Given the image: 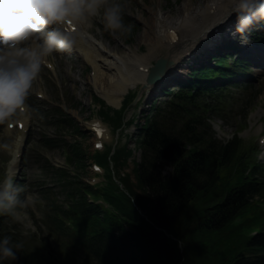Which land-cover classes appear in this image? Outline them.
Segmentation results:
<instances>
[{"label": "trees", "instance_id": "obj_1", "mask_svg": "<svg viewBox=\"0 0 264 264\" xmlns=\"http://www.w3.org/2000/svg\"><path fill=\"white\" fill-rule=\"evenodd\" d=\"M96 74L99 84L108 78L100 68ZM130 88L111 86L122 97ZM196 100L193 92L178 93L146 131L136 168L141 194L124 179L135 203L109 189L104 196L116 211H104L84 195L89 186L60 173L73 201L65 214L78 223L73 236L79 243L68 246L58 264H264V173L248 172L238 141L222 145L199 129L195 109L209 107ZM73 147L69 161L87 166L80 146ZM129 154L123 148L117 160L123 163ZM108 157L107 151L96 158L107 164Z\"/></svg>", "mask_w": 264, "mask_h": 264}, {"label": "rangeland", "instance_id": "obj_2", "mask_svg": "<svg viewBox=\"0 0 264 264\" xmlns=\"http://www.w3.org/2000/svg\"><path fill=\"white\" fill-rule=\"evenodd\" d=\"M189 1L190 0H120L123 4L124 18H126L127 21L124 20L125 25L127 26L125 29L117 30L113 33L104 28L102 22L98 18L90 28H87L90 33H93L98 39H100V41H102L96 44V38L94 39L92 38V35H89L91 38L88 39V51L82 53V55L91 63L90 67L86 60L81 56H78L77 52H74L68 54L65 60L58 62L59 66H57L56 75L44 72L34 81L31 93L28 97V99H33L31 101L33 106L38 101L35 97L34 91L35 93L42 91L49 98V101L46 103L63 107L68 111L70 116L79 122L82 129L87 131L86 137L82 138L77 136L75 132L56 129L55 126L50 125L49 120L45 119L43 111L47 110L46 106L48 105L41 103L40 106L39 104H36V110L32 108L33 112L30 113L29 118L31 119L34 132L27 146V153L23 161L21 174L23 181H25L27 185V189L31 188L29 191L39 193L43 202L45 201L44 196H46L51 199H56L59 204H63L67 201V189L62 188L59 179L49 170L44 161V158L46 157L48 161L50 160L56 165H64L65 148H61V146L54 150L44 148L40 142L41 139H43V137H54L57 140L64 139L65 143H70L71 145L76 143V141H79L77 144L82 147L85 157L88 156L89 153H93V144L94 141H96V136L93 132L87 130V128L90 127V123L99 119V116L96 114L95 109L98 107L92 102V95L95 94L106 100V102L108 100L113 105H119L123 100V97L113 94L111 90L112 85H115V87L119 85L122 87L132 86L129 91H134L139 88L140 85L137 84H145L146 82L148 76L147 72L152 66L151 62L155 63L156 58L161 55L168 53L173 54L169 57L173 58L175 56V60H177V63L179 64L181 59L185 56L179 57L181 54H179L178 51L175 50L176 52L174 51V53L170 48L165 46L158 47L159 49L156 48V50H150L151 45L149 40L151 39V36H145V32L150 31L149 28L154 24V18L156 15H162L164 13L175 19L180 15L184 3ZM204 2L205 0L190 1L195 9L200 7V5L202 6ZM233 19H235V15L224 23H221V21L213 23V25L209 26L202 35L191 40V44L194 43L192 46L196 43L201 47L210 44L206 42L205 39H203L205 40L203 41L200 40V38H206L207 35L213 33L215 28L221 29L228 25ZM129 20H134L137 25L127 24ZM207 31H210V33L207 34ZM179 43L178 40H175V45L179 46ZM191 44L188 47H190ZM130 50H135L143 56L149 55L150 51L152 53L149 57V65L145 70L146 75L141 76L139 72L134 71V74H132L134 79L130 80L131 82H126L123 81L124 78L122 74L116 71L113 67H110V64L114 62L112 54L115 53L116 55L122 56ZM97 68L103 70V73L106 72L108 76L107 80L102 81L101 84L98 83L95 74H93ZM251 69V76L254 78L252 80V83L254 84V87L251 89L252 92H239L236 91L237 88H233V93L239 95H235L234 98H231L230 102L226 103L230 113L227 116L220 117L215 115L211 118V124L216 132V137L222 141L232 139L234 134H236L242 126H245V130L240 133V136L248 141L256 138V143H258L259 138L264 134V71L255 67H252ZM93 76L95 84L91 83ZM56 85L61 87L58 95H55L56 88L54 86ZM69 87L72 90V97H74V99H68L67 97L65 99V91H67ZM144 107H146V104H144ZM134 114H137L138 118H140L142 112L132 107L127 113L126 120H129ZM2 127L3 129H1ZM4 129L5 125L3 126L2 124L0 126V134L2 137L6 138L7 136L3 133ZM136 133L137 130L134 128V125L128 127L126 130V134H128L129 137H123V142L128 140V146L135 151L126 167H120L117 170L118 177L125 173H129L133 183L136 182L134 173V168L136 166L135 163L139 162L141 158V151L135 149L134 138L136 137ZM112 138L115 139L113 134ZM112 138L108 139L104 137L103 140L110 143ZM6 161L7 157L0 154V174L4 172V169L8 165ZM77 168L80 174L79 179L82 181L94 182V180L100 181L102 179L95 175L96 172L92 170L91 165L87 168H84L83 166ZM42 188H48L51 190L43 191ZM138 192L141 193L140 190H138ZM36 208L38 211H43L38 203ZM144 215H146L145 212ZM25 228L34 231L37 227H35L33 220V225Z\"/></svg>", "mask_w": 264, "mask_h": 264}, {"label": "clouds", "instance_id": "obj_3", "mask_svg": "<svg viewBox=\"0 0 264 264\" xmlns=\"http://www.w3.org/2000/svg\"><path fill=\"white\" fill-rule=\"evenodd\" d=\"M223 6L221 23L235 14L231 35L251 44L252 26L264 24V0H225ZM97 18L113 33L127 27L120 0H0V124L11 125L32 111L28 97L46 57L72 50L79 34ZM66 25L74 30H66ZM15 175L10 168L0 177V215L29 227V209L43 200L35 192L22 197L25 185L14 182ZM23 247L9 235L0 237V264L15 260Z\"/></svg>", "mask_w": 264, "mask_h": 264}, {"label": "bare ground", "instance_id": "obj_4", "mask_svg": "<svg viewBox=\"0 0 264 264\" xmlns=\"http://www.w3.org/2000/svg\"><path fill=\"white\" fill-rule=\"evenodd\" d=\"M190 1L184 3L180 15L175 19L164 13L162 15H156L154 18V24L149 28L150 31L145 32V36H151V39L149 40L151 45L150 50H156L158 47L165 46L170 48L172 52L176 50L181 54L182 50L184 52V50L191 44V40L202 35V33L209 26H212L213 23L223 20L225 14L223 5L225 0H205L203 5H200V7L196 9ZM231 22L236 21L233 19L229 24H231ZM86 31L83 30L79 34L77 44L74 47L80 51L81 54L88 51V39L91 38ZM173 33H175L176 36L172 37ZM206 33L208 34L210 31H207ZM92 38L94 37L92 36ZM204 39L206 40V38ZM175 40L180 42L179 46L175 45ZM193 44L194 43L191 44V48L196 45L198 46V44L192 46ZM151 53L152 52L150 51V54L145 56L140 55L135 50H130L122 56L114 53L112 54L114 62L110 64V67H113L116 71L122 74L124 78L123 81L131 82L130 80L134 79L132 76L134 71L139 72L141 76L146 75L145 70L149 65V57ZM96 72L97 70H95L94 74L97 79ZM113 94L116 95L114 92Z\"/></svg>", "mask_w": 264, "mask_h": 264}, {"label": "water", "instance_id": "obj_5", "mask_svg": "<svg viewBox=\"0 0 264 264\" xmlns=\"http://www.w3.org/2000/svg\"><path fill=\"white\" fill-rule=\"evenodd\" d=\"M159 65V67H158ZM164 67L162 64H157L156 67L153 68L152 73L149 76V81L151 82L153 79H156L162 73Z\"/></svg>", "mask_w": 264, "mask_h": 264}]
</instances>
